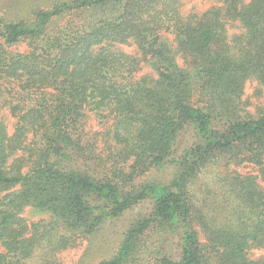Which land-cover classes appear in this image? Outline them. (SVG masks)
Returning a JSON list of instances; mask_svg holds the SVG:
<instances>
[{
	"label": "trees",
	"instance_id": "1",
	"mask_svg": "<svg viewBox=\"0 0 264 264\" xmlns=\"http://www.w3.org/2000/svg\"><path fill=\"white\" fill-rule=\"evenodd\" d=\"M222 1L225 9L184 15L181 0H58L35 11L31 22L0 17V97L18 119L10 134L0 118V264H33L41 240L49 239L48 230L40 234L22 216L28 205L52 213L57 226L75 235L146 198L152 215L98 264L130 263L147 231L180 226L181 258L161 247L154 264H264L249 256L264 246V192L253 177H233L239 201L219 216L194 206L188 191L218 161L264 165V114L254 115L243 97L250 80L264 88V0ZM230 21L244 29L233 38ZM164 31L174 34L191 71L178 64ZM131 42L139 56L117 47ZM143 62L154 66L157 79L135 76ZM86 109L112 121L116 157L131 163L128 173L92 169L97 159L84 141ZM188 131L196 142L180 153ZM76 159L82 168L66 167ZM167 165L180 170L170 183L137 181ZM71 242L61 237L54 246Z\"/></svg>",
	"mask_w": 264,
	"mask_h": 264
},
{
	"label": "rangeland",
	"instance_id": "2",
	"mask_svg": "<svg viewBox=\"0 0 264 264\" xmlns=\"http://www.w3.org/2000/svg\"><path fill=\"white\" fill-rule=\"evenodd\" d=\"M58 0H0V17L7 21L31 22L34 19L35 11L49 10ZM225 9V3L222 0H181L180 12L182 14L194 13L199 15L209 9ZM64 21V19H62ZM60 22V19H58ZM57 24V21L55 22ZM229 37L241 34L244 29L238 22L230 21L227 24ZM162 40L170 45L176 52L175 36L171 32H162ZM117 47L128 54L139 56L138 48L134 43L119 44ZM18 48L25 50L26 45L22 42ZM177 54V52H176ZM177 62L182 67L191 71L184 64L183 59L177 54ZM137 78L149 76L157 79L158 75L154 66L149 62H143L136 72ZM244 100L248 109L254 115L264 114V88L256 80H250L246 83ZM0 118L7 125L10 134H13L18 122L8 104L0 97ZM84 141L91 151H94L97 159L92 169L101 173L109 169L113 171L119 169L129 172L131 163L125 164L116 157L115 142L113 141L114 125L111 120H102L95 112L85 110L84 117ZM196 138L192 131L184 132L180 141L179 151L182 148H188L195 144ZM179 153V152H178ZM101 160V161H100ZM115 165V166H114ZM114 166V167H113ZM67 168L83 167L81 160L70 161ZM180 173V170L174 165H167L162 168H152L146 174L138 177L139 184L150 182L168 184L173 181ZM239 174L243 178L253 177L255 183L264 192V165H257L252 162H243L241 164L226 165L224 160L215 164L208 165L192 182L188 185V191L192 197L194 206L203 208L208 215L219 216L220 209L228 205V210L233 209L234 203L239 199L232 194L233 177ZM20 186H17L19 188ZM226 199L230 200V203ZM234 200H236L234 202ZM241 201V200H240ZM95 202V201H94ZM242 203V201H241ZM154 204L151 198H146L140 203L134 204L130 209L117 217H109L104 220L95 231L88 234L72 233L66 231L63 226H57L60 223L55 219L52 213L42 212L34 209L32 205L26 206L22 216L30 226L37 224L39 233L49 231L47 237L41 240L42 246L31 257L29 262L33 264L42 261H55V264H98L103 260L114 257L128 233L129 230L139 225V222L152 215ZM59 227V228H57ZM196 230L199 233L200 240L205 243L206 237L203 229L198 225ZM61 237L72 239L71 244L66 247L54 246ZM73 241H75L74 244ZM165 247V251L173 260L181 258V226L167 233V230L151 229L142 237V241L136 253L127 264H154L159 248ZM52 249H56L51 253ZM249 256L253 259L264 258V246L255 247L249 250ZM211 264H217L215 259H211Z\"/></svg>",
	"mask_w": 264,
	"mask_h": 264
}]
</instances>
